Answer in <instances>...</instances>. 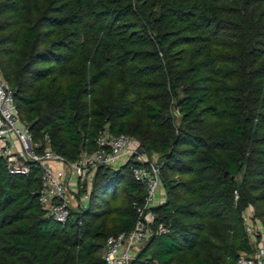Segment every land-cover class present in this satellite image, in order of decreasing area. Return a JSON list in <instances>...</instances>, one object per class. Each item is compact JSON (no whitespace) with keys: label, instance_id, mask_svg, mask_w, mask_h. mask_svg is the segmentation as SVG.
<instances>
[{"label":"trees","instance_id":"trees-1","mask_svg":"<svg viewBox=\"0 0 264 264\" xmlns=\"http://www.w3.org/2000/svg\"><path fill=\"white\" fill-rule=\"evenodd\" d=\"M0 67L34 140L63 158L103 133L158 157L152 211L168 233L133 264L254 254L244 218L264 239V0H0ZM130 165L98 168L60 224L38 202V167L10 175L0 161V264H105L145 196Z\"/></svg>","mask_w":264,"mask_h":264},{"label":"built area","instance_id":"built-area-1","mask_svg":"<svg viewBox=\"0 0 264 264\" xmlns=\"http://www.w3.org/2000/svg\"><path fill=\"white\" fill-rule=\"evenodd\" d=\"M0 161L5 163L10 175L27 176L33 166L38 167L41 184L37 192L38 202L47 216L60 224L68 220L72 200L77 202L78 208L85 207L89 201V190L83 191L75 199L71 194L73 188H82L84 181L100 167L119 168L131 163L132 178L144 186L145 196L141 203L134 204L136 220L133 229L106 241L101 251L105 264H133L141 246L152 234L168 233V227L163 223L154 226L156 215L152 209L158 205L155 197L161 186L160 169L154 154L141 150L138 143L129 136L109 137L103 133L96 139L93 152L82 153L75 160L63 158L51 150L47 135L41 141L34 140L29 127L20 118L13 92L3 79L1 67ZM244 220L246 233L255 243L254 227L249 222L248 213ZM255 248L253 255L240 257L236 264H264V249Z\"/></svg>","mask_w":264,"mask_h":264},{"label":"rangeland","instance_id":"rangeland-1","mask_svg":"<svg viewBox=\"0 0 264 264\" xmlns=\"http://www.w3.org/2000/svg\"><path fill=\"white\" fill-rule=\"evenodd\" d=\"M155 158H156V161H159V159H158V157L156 155H155ZM95 178H96V173L92 174L87 180L84 181V183L82 184V188H79V187L78 188H73V190L71 191L72 196L76 199L81 194H83V191L86 192L87 190H89L90 194H91ZM124 185H125V181L122 182L121 188H123ZM163 196H164L163 189H162V186H160L158 191H157L156 197H155V203H158L159 201L163 200ZM121 200H122L121 193L119 192L118 193V197L115 200L116 201L115 204H120ZM77 208H78L77 202L75 200H72L71 201L70 210H75ZM254 228H256V225L254 226Z\"/></svg>","mask_w":264,"mask_h":264},{"label":"crops","instance_id":"crops-1","mask_svg":"<svg viewBox=\"0 0 264 264\" xmlns=\"http://www.w3.org/2000/svg\"><path fill=\"white\" fill-rule=\"evenodd\" d=\"M163 200L159 201L157 204H159L160 202H162ZM249 214V213H248ZM254 244V243H253ZM255 247H259V248H263L264 249V239H261L259 241L256 240L255 242Z\"/></svg>","mask_w":264,"mask_h":264},{"label":"water","instance_id":"water-1","mask_svg":"<svg viewBox=\"0 0 264 264\" xmlns=\"http://www.w3.org/2000/svg\"><path fill=\"white\" fill-rule=\"evenodd\" d=\"M145 260H150V256H148L147 258L143 259V261H145Z\"/></svg>","mask_w":264,"mask_h":264}]
</instances>
